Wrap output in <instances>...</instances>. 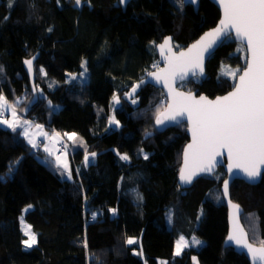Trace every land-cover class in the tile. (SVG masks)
<instances>
[{
	"label": "trees",
	"instance_id": "16d2710c",
	"mask_svg": "<svg viewBox=\"0 0 264 264\" xmlns=\"http://www.w3.org/2000/svg\"><path fill=\"white\" fill-rule=\"evenodd\" d=\"M218 18L209 0H199L196 11L191 5L179 11L170 0H130L124 9L118 0H86L80 6L74 0H12L11 7L0 0V93L15 103L17 114L60 133L55 155L66 152L72 169L69 180L38 148L41 141L33 148L19 130L0 126V264H159L160 259L190 264L192 254L201 264H250L223 245V200L205 197L212 186L220 188L223 168L181 189L177 176L186 124L163 130L155 125L157 109L166 106L160 88L141 84L132 95L135 104L125 96L155 69L150 65L158 62L155 45L163 37L171 35L179 49ZM36 53L38 99L30 105L23 60ZM245 57L242 45L226 38L208 57L205 79L194 77L179 87L209 97L222 94L234 81L221 67L242 69ZM83 60L86 79L79 77ZM69 73L80 79L67 80ZM114 95L121 101L113 108L119 126L108 125ZM25 108L26 115L20 112ZM65 133H76L77 143ZM86 151L97 153L87 167ZM117 151L130 159L121 160ZM230 198L243 208L240 218L250 241L264 244V173L255 185L234 180ZM28 205L33 207L24 211ZM199 207L192 230L203 244L173 256L175 235L165 212L173 209L182 222L194 224ZM21 221L36 233L30 249L23 247ZM128 238L137 243L128 245Z\"/></svg>",
	"mask_w": 264,
	"mask_h": 264
},
{
	"label": "snow or ice",
	"instance_id": "6c2138e0",
	"mask_svg": "<svg viewBox=\"0 0 264 264\" xmlns=\"http://www.w3.org/2000/svg\"><path fill=\"white\" fill-rule=\"evenodd\" d=\"M59 3V0H57ZM185 2L196 3L197 0H174L178 10H183ZM223 10V18L219 26L205 33L200 40L191 45L188 50L180 51L178 54L173 53L168 48L170 55L166 58L168 67L160 70V73H148L149 77H154L156 81L163 80L168 87V94L172 97L173 103L168 106L164 112L157 109L155 124L164 126L170 122H180L187 114L188 122L191 125L192 143L184 151V166L180 170V184H191L193 179L201 173H212L215 165L219 163L218 157L226 149L230 163L228 170H239L244 173L249 181H254L261 175L260 166L264 165V0H218ZM75 5L80 6L82 0H74ZM127 0H119L120 5H125ZM12 6V0H9V7ZM7 17H5L6 19ZM51 31V29H49ZM235 37L240 40L242 49L246 51L245 66L243 69H237L235 73H230L235 78L238 73V83L233 85V90L225 96H218L215 100H209L205 96L199 99L193 95L176 92L170 85L169 81L173 78L183 80L191 74L193 77L203 74V58L205 53H210L213 47L224 38ZM210 38V39H206ZM171 38H166L164 43L158 47L163 51L169 44ZM35 57L26 59L25 65L29 71H32ZM83 71L79 77L85 76L87 72V61L81 63ZM199 69V72H197ZM3 69L0 67V72ZM40 71H43L41 69ZM71 80L78 79L72 73L68 74ZM145 81L141 80L134 85L131 92L125 96L132 99L133 93ZM51 86V85H50ZM36 91V88H33ZM114 105L120 103V97L113 96ZM49 104L51 102L49 101ZM58 107V106H56ZM11 109L12 121L0 119V124H6L14 132L21 129V134L28 139V143L33 148L37 144L29 135L31 122L22 120L18 117L14 104H9L6 97L0 93V116L4 111ZM109 125L119 126V121L114 117L109 120ZM37 128H42L36 125ZM47 136V133H41ZM68 140L77 143L76 133H65ZM57 143L59 142L60 133H53L52 137ZM67 145H65V148ZM44 150L51 154V150L45 146ZM141 152L144 159H148V154ZM121 160L127 161L130 157L125 153L117 151ZM96 152H85L84 166L87 167L95 160ZM55 165L61 170V175L67 179L72 178V169L67 159H61V155L56 156ZM79 173V169H77ZM229 182L224 181L223 195H228ZM231 203V202H229ZM233 208L239 212V205L232 204ZM33 206L28 205L24 211H29ZM115 213V209H111ZM98 213H92V219H96ZM171 222V213L168 214ZM199 219V217H198ZM23 222V221H22ZM26 239L23 240L25 248L30 249L37 243L36 233L32 231L30 224L24 227ZM239 233V234H236ZM228 242H234L237 246L246 249L250 255L252 264H264V247H254L248 243L242 230L236 226V230L228 237ZM126 243L133 245L137 243L134 238H128ZM261 243H264L262 241ZM202 244V241L196 237L190 240L180 235L176 241L175 255H180L186 248ZM85 246L86 242H85ZM195 257L193 260L195 261Z\"/></svg>",
	"mask_w": 264,
	"mask_h": 264
},
{
	"label": "water",
	"instance_id": "95a60500",
	"mask_svg": "<svg viewBox=\"0 0 264 264\" xmlns=\"http://www.w3.org/2000/svg\"><path fill=\"white\" fill-rule=\"evenodd\" d=\"M130 0H127V3L129 2ZM211 1L219 10V18L217 20V22L215 23V25H213L212 27L204 30L200 35H198L193 41H191L189 44H187L186 46L184 47H181L179 49H176L173 45V40H172V36L171 35H167L165 37H163L162 41L158 42L156 45H155V51H156V54L158 56V61H159V64L160 66L153 69L152 71H150L149 73H160V70L162 69H166L168 67V64H167V57L170 55V53L168 52V48H171L172 52L173 53H179L180 51H187L188 48L195 44L198 40L201 39V37H203L205 35V33H208L210 32L212 29L216 28L219 26V22L220 20L223 18V10H222V7L221 5L219 4L218 0H209ZM118 3H119V0H118ZM127 3L125 5H120L123 9L126 7ZM186 5H191L193 7V9L196 11L197 8H198V5H199V0H197L196 3H190V2H185L184 3V6ZM171 38V40L169 41V44L165 46V48L163 49V51L158 47L159 45L163 44L165 39L166 38ZM233 39V41H235L236 43H240V40L237 39L235 37V34L233 33V36L231 37ZM206 39H210V38H206ZM226 38L222 39L221 41H219L214 47L213 49L211 50L210 53H205L204 55V58H203V63H202V67H203V74L202 75H198V76H195V77H198L200 78L201 80H204L205 77L207 76V73H206V62H207V59L208 57L216 50V48L225 40ZM245 54L247 55L246 51H245ZM32 57H35V60L33 61V66H32V71H29L28 67L25 65L24 61L26 59H31ZM38 58V53L34 54L33 56L29 57V58H26L23 60V67H24V70L25 72L27 73L28 77H29V81H30V87H31V91L33 93V96H32V99L30 101V105H33L37 99H38V95H37V91H33V88H35L34 86V82H35V73H34V63L35 61L37 60ZM245 66V65H244ZM243 69V68H242ZM197 72H199V69H197ZM238 75H236L235 77V80H234V83H238ZM194 78L191 74H189L188 76H186L183 80L179 79L178 77L177 78H173L169 81L171 87L176 91V92H181V93H184V94H191L193 95L194 97H196L197 99H199L200 96H205L207 97L209 100H215L216 97L218 96H225L227 95L229 92H231L233 90V85L232 87L222 93V94H219V95H216L214 97H209L207 96L205 93H198L196 90H188V89H185V88H181L179 87V84L180 83H183V82H187L189 81L190 79ZM143 80L145 81L143 84H146V85H151L155 88H160L162 90V92L164 93V96L166 97V106L165 108L161 111V112H164L168 106L170 104L173 103L172 101V97L168 94V87L165 85L164 81L161 80V81H156L154 77H149L148 75H146ZM136 92H137V89H136ZM135 92V93H136ZM133 93V94H135ZM181 123H185L186 124V132H187V136H188V140L187 142L184 144L183 148H182V151H181V163H180V167H179V170H178V176H177V184L178 186L181 188V189H187V188H190L192 186V184L197 180L199 179L200 177L202 176H208V177H211L217 170L219 167H222L224 172H225V178L224 180L221 182V185H220V192H221V195H222V200H223V203L225 204L226 206V209H227V232H226V236L223 240V245L225 247H231L235 252L239 253V254H243L249 261L250 264H252V260H251V257L250 255L247 253L246 249L240 247V246H237L234 242H228V237L230 234H233L236 230V226L238 225L239 226V229L242 230V233L245 235V238L247 240L248 243L252 244L254 247H264V244H257V243H254L252 241H250L249 239V236H248V232L247 230L245 229L243 223L241 222V214L243 213V208L241 207L240 204L234 202L233 200H231L230 198V186L232 184V182L234 180H242L244 181L245 183L247 184H250V185H255V184H258L260 181H261V178L263 176V173H264V165H261L260 166V170H261V175L259 177H257L254 181H249L248 178L244 175V173L242 171H239V170H233V173H230L229 170H228V164L230 163L229 161V158H228V153H227V150L226 149H222L221 151L224 153V155L222 157H218L217 159L219 160V163H217L213 169V172L212 173H201L199 175H197L191 184H187V185H181L180 184V180H179V176H180V170L181 168L184 166V151L185 149L187 148V146L189 144H191L193 141H192V134H191V125L190 123L188 122V119H187V114H185L184 118L180 121V122H170L164 126H156L163 130V129H166V128H170V127H173V126H176L178 124H181ZM227 180L229 182V186H228V195L225 196L223 195V185H224V181ZM231 202V203H229ZM232 204H236V205H239V212H237V210L235 208H233L231 205ZM236 234H239V233H236Z\"/></svg>",
	"mask_w": 264,
	"mask_h": 264
},
{
	"label": "rangeland",
	"instance_id": "374dc122",
	"mask_svg": "<svg viewBox=\"0 0 264 264\" xmlns=\"http://www.w3.org/2000/svg\"><path fill=\"white\" fill-rule=\"evenodd\" d=\"M84 1H86V0H82V3H83ZM170 1H171V3L175 6V8L178 9V7L174 4V0H170ZM82 3H81V4H82ZM183 9H184V6H183ZM179 11H181V10H179ZM242 50H243V49H242ZM243 52L245 53V50H243ZM158 64H159V61H158V62H155V63H153V64H151L150 66L156 68V67L158 66ZM226 66H227V65H226ZM230 67H231V66H230ZM230 67L222 66L221 69H220V71L223 73L224 76L228 77L229 79L231 78V80L234 81L235 78H234L233 75H231L230 73H235V71H236L237 69H239V68H237V67H235V68H234V67H231V68H230ZM81 71H83L82 68H81ZM237 74H238V73H237ZM237 74H236V75H237ZM73 75L77 76V74H73ZM236 75H235V77H236ZM83 78H85V76H83ZM66 79H67V80H71V78L69 77L68 74H67V76H66ZM78 79H80V78H78ZM85 79H86V78H85ZM183 83H184V82H183ZM180 84H181V83H180ZM180 84H179V86H180ZM12 103H13V102H12ZM120 103H121V101H120ZM120 103H119L118 105H114V103H113V97L111 98V102H110V105H109V120H110L111 118L114 117V116H113V108L116 107V106H119ZM13 104L15 105V103H13ZM15 107H16V105H15ZM164 108H165V107H164ZM164 108H163V109H164ZM26 111H27V108L20 110V112H21L22 114H25V115H26ZM6 112H8V115H7V117H6L5 119H6V120H9V121H12V120H13V117H12V114H11V109H7ZM17 115H18V114H17ZM18 117H19L20 119H22V120H26L25 118L20 117V115H18ZM36 125H40V126H42V128H37ZM108 125H109V124H108ZM0 126L12 130V129H11L10 127H8V125H6V124H0ZM109 126H110V125H109ZM113 126H114V125H113ZM44 128H45V126H44L43 124H40V123L32 124V123H31V127H29V135L31 136L32 139H34L35 142H38V139H39L38 137H40V136H38V135H39V133H41V130H45ZM21 132H22V130L20 129V135L23 137L25 143H28V139H27L25 136H23V135L21 134ZM40 141H41V140H40ZM56 154H58V153H56ZM56 156H57V155H55V156L53 155V158H54L55 160H56ZM61 159H62V160H63V159H67V161H68L69 164H70V158H69V155H68L66 152H63V153L61 154ZM82 164L84 165V161H83ZM205 197H207V198L213 200V201L216 202V203H219V202L222 201V195H221L220 189L217 188L216 186H212L211 188H209V189L207 190V192L205 193ZM197 211H198V212H197V218H196L194 224H192V222H191L190 219H186V218H184V221L182 222V221L178 218V212L173 211V209H169V210H167V211L165 212L166 226H167L168 229H170L171 231H173V233H174V235H175V241H174V247H173V256H177V255H175L176 241H177V239L179 238L180 235L185 236V238H187V239H189V240L194 236V237H196L197 239L201 240V241H202V244H203V240H202L201 238H199V237L195 234V232L192 230V228H193V227H196V225L198 224V217H199V218L201 217V210H200V207L198 208ZM169 213H171V222H169V219H168V214H169ZM181 222H182V223H181ZM26 225H27L26 223H24V222L21 221V229H22L23 233H24V230H23V229H24V227H25ZM24 234H25V233H24ZM26 238H27V237H26V235H25V239H26ZM202 244L197 245V246H192V247L199 248ZM23 247L25 248L24 245H23ZM188 248H189V247H188ZM25 249H27V248H25ZM186 249H187V248H186ZM182 253H183V252H182ZM182 253H181V254H182ZM181 254H180V255H181ZM180 255H178V256H180ZM193 257L196 258L195 261L193 260ZM166 262H167V260H165V259H160V260H159V264H166ZM190 264H201V262H200L199 259L197 258V255L192 254Z\"/></svg>",
	"mask_w": 264,
	"mask_h": 264
},
{
	"label": "crops",
	"instance_id": "0c3cea01",
	"mask_svg": "<svg viewBox=\"0 0 264 264\" xmlns=\"http://www.w3.org/2000/svg\"><path fill=\"white\" fill-rule=\"evenodd\" d=\"M45 130H41V133H47L48 135L47 136H44L42 135L41 133H39L38 137V141L41 140V144L39 145V149L42 150L43 152H45L48 156L50 157H53V155L55 156L56 154V141L53 140L51 137H52V134L55 132L53 130H50V129H47V128H44ZM19 130V133H20V129ZM57 133V132H55ZM22 137V136H21ZM23 139V137H22ZM57 139H60V138H57ZM24 140V139H23ZM34 140V139H33ZM35 142V141H34ZM37 144V142H35ZM28 145L32 146L31 144L27 143ZM45 146H47L50 150H51V154H49V152H46L44 150Z\"/></svg>",
	"mask_w": 264,
	"mask_h": 264
},
{
	"label": "built area",
	"instance_id": "2783aa9c",
	"mask_svg": "<svg viewBox=\"0 0 264 264\" xmlns=\"http://www.w3.org/2000/svg\"><path fill=\"white\" fill-rule=\"evenodd\" d=\"M7 117V112L6 111H4V113H3V115L2 116H0V119H5ZM27 121H30L32 124H36V122H35V120L33 119V118H28V117H24ZM65 145H67V143H65L63 146H64V148H65ZM65 150L68 152V153H70V148H69V146H67L66 148H65ZM91 219V218H90Z\"/></svg>",
	"mask_w": 264,
	"mask_h": 264
}]
</instances>
